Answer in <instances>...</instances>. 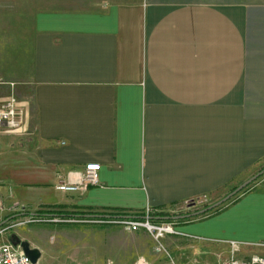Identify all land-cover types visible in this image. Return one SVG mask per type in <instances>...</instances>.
Wrapping results in <instances>:
<instances>
[{
	"label": "crops",
	"instance_id": "crops-1",
	"mask_svg": "<svg viewBox=\"0 0 264 264\" xmlns=\"http://www.w3.org/2000/svg\"><path fill=\"white\" fill-rule=\"evenodd\" d=\"M10 96L28 134L0 133V225L217 203L264 170V0H0V103ZM86 164L97 185L58 189ZM173 222L159 243L51 224L65 227L60 253L94 262L169 264L180 242L201 264L264 257V173L219 213Z\"/></svg>",
	"mask_w": 264,
	"mask_h": 264
},
{
	"label": "built area",
	"instance_id": "built-area-1",
	"mask_svg": "<svg viewBox=\"0 0 264 264\" xmlns=\"http://www.w3.org/2000/svg\"><path fill=\"white\" fill-rule=\"evenodd\" d=\"M0 133L25 136L28 134L26 125V112L23 106L14 97L10 96L0 103ZM99 164H86L83 168L81 180L78 184H63L58 187L64 192H75L79 188L86 186H95L98 183ZM1 207V206H0ZM21 212V211H20ZM173 209L163 210H145L142 214L129 215H105V216H87L84 219L62 218L51 214L36 215L25 214L16 220H8L0 225V240L10 230L15 227H22L35 223H66V222H85L97 225L119 226L126 232L146 231L152 239L159 243L168 235L177 234L174 229V217L166 220L160 218L159 214L170 216L177 215ZM86 218V219H85ZM169 218V217H167ZM156 250H159L157 247ZM0 264H32L30 259L24 254L19 246H13L11 243L0 242ZM146 264V263H139ZM169 264H175L170 261ZM222 264H264V257L251 256L248 259L240 260L234 256V252Z\"/></svg>",
	"mask_w": 264,
	"mask_h": 264
},
{
	"label": "rangeland",
	"instance_id": "rangeland-1",
	"mask_svg": "<svg viewBox=\"0 0 264 264\" xmlns=\"http://www.w3.org/2000/svg\"><path fill=\"white\" fill-rule=\"evenodd\" d=\"M243 190L234 194L226 202H224L222 205L218 206L217 208L222 210L226 205L233 203L236 200L237 196L241 194ZM232 192L234 191H231L229 194H231ZM225 197L226 196H223L222 199H224ZM215 203L216 201H214V199L212 200V198L210 197H202L196 200L188 201L182 205L172 207L171 209L175 210L177 212L176 214L192 213V212L202 211L206 209L205 207H209ZM204 218L205 217L200 216L196 220L204 219ZM64 229L65 227L61 224L35 223V224H28L22 227H15L14 229L10 230L9 234L10 235L14 234L21 240L24 237V239L29 245L30 244L39 245L44 251L42 253L41 261L39 264H107L108 258L104 259L106 263L105 262L103 263V260H100V262L96 260L94 262L93 260L90 259H84L82 253H80L76 245H74L72 248H70V250H67L63 254L60 253L57 250V248L59 244V236L61 235V232L64 231ZM21 233L23 236L19 237ZM24 239L22 241H25ZM132 243L133 245H138L139 242L136 240L134 241L132 240ZM183 245L188 246L187 253H185L184 251L185 248ZM190 245L191 244L187 242H180L179 251H177L176 255L170 254L171 256L169 255V259L168 257L167 259L165 257V262L167 261L168 263V261L169 262L173 261L175 264H201L199 262L200 260L198 259V257H196L193 250L190 248ZM78 246L81 247V244ZM154 251L157 252L155 245H154ZM226 260L227 259L221 261V259H219L217 264H222Z\"/></svg>",
	"mask_w": 264,
	"mask_h": 264
},
{
	"label": "water",
	"instance_id": "water-1",
	"mask_svg": "<svg viewBox=\"0 0 264 264\" xmlns=\"http://www.w3.org/2000/svg\"><path fill=\"white\" fill-rule=\"evenodd\" d=\"M262 173H264V170L262 172H260L259 174H257L256 176H254L253 178H251L248 182H246L245 184L239 186L236 190H234V192H232L231 194H229L227 197H225L224 199H222L221 201L209 206L208 208L197 212V215H201L204 214L207 211L213 210L216 207L222 205L224 202H226L230 197H232L234 194L240 192L242 189H244L246 186H248L249 184H251L254 180H256ZM171 219V218H166V220ZM174 220H178V219H183V217H174L172 218ZM9 242L13 245V246H19L22 251L24 252V254L30 259L32 264H37L38 259L40 258V252L37 249L31 248L30 245L26 242V241H22L20 238H18L16 235L12 234L10 235L9 238Z\"/></svg>",
	"mask_w": 264,
	"mask_h": 264
},
{
	"label": "trees",
	"instance_id": "trees-1",
	"mask_svg": "<svg viewBox=\"0 0 264 264\" xmlns=\"http://www.w3.org/2000/svg\"><path fill=\"white\" fill-rule=\"evenodd\" d=\"M235 190V189H234ZM205 208H208V207H205ZM221 211V209H218L217 207L215 208V209H213V210H210V211H207V212H205L204 214H202V215H197V212H192V213H180V214H177V215H174V216H170V215H167V214H165V215H162V214H160V218H167V217H169V218H172V217H183V219H180V220H182V221H192V220H194V219H197V218H199L200 216L201 217H207V216H209V215H213V214H217V213H219ZM36 215H41V214H39V213H36ZM63 218V217H62Z\"/></svg>",
	"mask_w": 264,
	"mask_h": 264
}]
</instances>
